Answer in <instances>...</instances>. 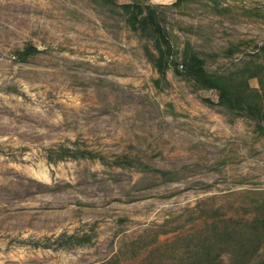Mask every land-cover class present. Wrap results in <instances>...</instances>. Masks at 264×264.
Here are the masks:
<instances>
[{
  "label": "rangeland",
  "instance_id": "rangeland-1",
  "mask_svg": "<svg viewBox=\"0 0 264 264\" xmlns=\"http://www.w3.org/2000/svg\"><path fill=\"white\" fill-rule=\"evenodd\" d=\"M141 2L264 104V0ZM149 51L96 0H0V264H264V121Z\"/></svg>",
  "mask_w": 264,
  "mask_h": 264
},
{
  "label": "trees",
  "instance_id": "trees-1",
  "mask_svg": "<svg viewBox=\"0 0 264 264\" xmlns=\"http://www.w3.org/2000/svg\"><path fill=\"white\" fill-rule=\"evenodd\" d=\"M96 1L117 9L124 24L140 39L151 44L154 53L149 51L146 55L158 75L157 83L165 82L166 75L171 70L175 75L183 76L196 90L214 91L217 95L216 105L224 112L239 114L257 123L264 121V104L261 101L250 100L243 91L240 92L238 88L228 84L222 76L208 73L203 60L190 49L180 50L176 47L167 28L166 19L157 6L143 4L141 0H130L123 4H119L117 0ZM183 1L176 0L175 4L179 5ZM34 53H37L36 48L27 46L24 50L18 51L16 56L18 61L25 62ZM262 69L264 70V60ZM257 98L260 99L259 96ZM54 152L57 151H49L48 161H55L51 158ZM87 155L90 153L60 146L56 159H85ZM68 240L73 241L76 238L69 236Z\"/></svg>",
  "mask_w": 264,
  "mask_h": 264
}]
</instances>
